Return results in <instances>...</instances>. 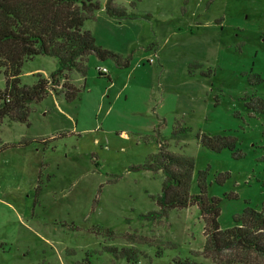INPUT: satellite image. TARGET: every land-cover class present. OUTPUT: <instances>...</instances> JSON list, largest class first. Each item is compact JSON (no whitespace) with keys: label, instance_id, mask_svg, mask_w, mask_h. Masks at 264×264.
Wrapping results in <instances>:
<instances>
[{"label":"rangeland","instance_id":"1","mask_svg":"<svg viewBox=\"0 0 264 264\" xmlns=\"http://www.w3.org/2000/svg\"><path fill=\"white\" fill-rule=\"evenodd\" d=\"M94 1L101 9L85 29L129 66L92 55L85 76L70 75L73 101L50 94L30 106L28 123L0 125V264H133L131 250L136 264H214L202 255L196 206L143 218L158 211L163 183L144 165L161 144L192 158L191 195L204 173L206 195L221 200V230L262 209L264 0H114L124 19ZM57 69L36 57L21 84ZM202 134L235 147L214 152Z\"/></svg>","mask_w":264,"mask_h":264},{"label":"trees","instance_id":"2","mask_svg":"<svg viewBox=\"0 0 264 264\" xmlns=\"http://www.w3.org/2000/svg\"><path fill=\"white\" fill-rule=\"evenodd\" d=\"M100 9L94 0H0V71L4 72L6 85L0 91V125L5 119L28 123L30 106L50 94H64L68 102L73 101L80 90L69 83L70 75L85 76L92 55L100 61L113 59L119 67L129 66L128 59L120 54L97 46L92 33L85 29L86 22L93 20ZM105 12L112 18L130 17L114 0H107ZM40 56L55 59L58 69L49 78L38 74L34 84L22 85L24 64ZM201 144L214 152L235 147L231 139L204 134ZM144 167L163 175L162 194L156 199L158 211L144 219L160 220L167 218L170 211L196 206L204 222V258L214 264H264V206L261 210L245 209L235 218L234 227L221 230V200L206 195L204 173L198 175L200 194L191 195L195 168L192 158L173 154L166 144H161ZM130 257L136 264L135 250L130 251ZM172 264L204 263L175 259Z\"/></svg>","mask_w":264,"mask_h":264},{"label":"built area","instance_id":"3","mask_svg":"<svg viewBox=\"0 0 264 264\" xmlns=\"http://www.w3.org/2000/svg\"><path fill=\"white\" fill-rule=\"evenodd\" d=\"M149 62H153V59L149 60ZM98 72H100L104 76H108V71L106 68H100L98 69Z\"/></svg>","mask_w":264,"mask_h":264},{"label":"crops","instance_id":"4","mask_svg":"<svg viewBox=\"0 0 264 264\" xmlns=\"http://www.w3.org/2000/svg\"><path fill=\"white\" fill-rule=\"evenodd\" d=\"M36 72H38V71H36Z\"/></svg>","mask_w":264,"mask_h":264}]
</instances>
